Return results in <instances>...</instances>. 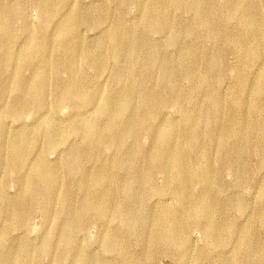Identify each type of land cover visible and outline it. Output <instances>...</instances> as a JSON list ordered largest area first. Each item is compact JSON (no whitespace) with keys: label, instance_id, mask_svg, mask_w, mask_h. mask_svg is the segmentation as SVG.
I'll use <instances>...</instances> for the list:
<instances>
[{"label":"bare ground","instance_id":"1","mask_svg":"<svg viewBox=\"0 0 264 264\" xmlns=\"http://www.w3.org/2000/svg\"><path fill=\"white\" fill-rule=\"evenodd\" d=\"M134 1L141 13L137 26H128L119 19L113 23V12L105 0L91 14L82 13L70 0H13L8 4L0 3V57L7 70V77L3 81L0 74V84L7 87L6 90L12 95L7 113L20 111L21 99L28 101L33 110L43 109L53 77L52 90L57 105L68 101L94 102V112L76 110L72 115L77 117H69L58 128L53 127L50 118L32 128L16 130H9L0 123V163L7 157V167L18 174L21 191L18 198L11 201L0 192V214L5 213L8 217L7 227L1 232V240L6 238L9 229L17 225L26 229L24 227L27 226L31 210L28 203L31 206H44L47 213L53 212L55 204H59L61 209L65 206V222L60 225L56 223L58 221L50 224L51 228L45 232L44 241L37 251H29L24 243H18L16 248L10 250L0 245V264H41V259L52 246V236L58 232L61 241L71 247L55 255L53 264H62L65 260L71 264H104L78 245L74 246L75 232L79 228L84 229L88 222L104 217L115 189L121 194L116 214L125 216L134 209L144 210L149 178L155 171L169 173L163 189L169 183H175V195L186 208L189 218H195L201 213L207 215L205 231L210 233L206 235L208 242L214 243L220 233L230 228L223 219V205L212 195L203 194L198 201L190 202L188 181L194 176L210 184L215 172V164L206 160L211 143H215L218 151L227 152V137L234 136L240 141H246L249 133L256 129V119L252 114L242 118L237 112H230L224 119L222 115L214 113V107L216 110L221 106L217 99L198 109L194 102L198 84L206 83L210 78H219L222 58L218 50L212 49L209 52L210 59L201 68V59L194 47L202 44L204 36L211 39L223 36L230 38L224 34L225 24L219 18L224 16L226 21L236 18L241 23V31H238L239 37L243 39L241 55L250 58L254 37H264V22L257 12L256 0ZM29 4L38 11L37 28L27 22ZM56 10L61 14L60 19L51 25V17ZM16 20L20 21L19 27L15 25ZM80 22H86L91 28L105 25L99 29L98 37L86 44L78 33ZM152 31L166 35L168 43L178 50L177 58L168 56L163 47L151 38ZM22 35V49L14 50L15 39ZM109 61H112V91L106 93L98 88L91 94L89 82L78 69L79 65L91 66L95 63L98 70L103 71ZM178 69L191 81V90L186 92L178 87ZM24 70L31 71V86L26 84ZM63 70L67 72V77L62 80L60 73ZM252 90L256 93L264 92V72L255 77ZM185 101H188V105L189 102L193 103L191 108L184 106ZM165 103L176 105L181 117L188 122L190 130L187 138H183V132L164 123L151 125L158 116V106ZM250 105L255 106L254 102ZM120 121L122 125L118 129ZM200 122H205L207 127L204 135L197 128ZM140 134L151 135L157 150L155 160L160 161L158 165L152 163L151 168L140 174L145 180L140 189L135 186L140 175L124 159L114 166L101 164L93 170H83L82 160L92 156L90 154L93 149L122 153L121 150L129 142L136 148L129 150L125 158H132L133 162L141 149ZM205 135L208 136L207 140L204 139ZM73 138H79V143L71 141ZM41 140L45 143V149H55L57 145L63 144L66 147L65 156L54 166L42 158L35 159L31 167L25 170L30 174L23 175V164ZM262 143L264 151V135ZM160 144L164 145L158 148ZM188 148L195 151L193 163L186 156L185 149ZM226 164H230L229 159ZM235 165L234 172L240 180L242 166L237 161ZM122 167L128 168L126 176L117 174V168ZM62 173L68 180L81 174L79 195L74 204H66V188L60 190L58 187V178ZM227 206L235 207L232 201H228ZM261 219L264 220V213ZM146 220L152 224L153 240L165 239V232L168 231L175 240L184 242V223L169 206L160 208L158 212L150 211L147 217L136 218L131 223L132 230L138 229ZM235 237L237 250L248 252L238 258L241 264L247 263L249 254L253 252L257 253L259 263L264 264V241L256 245L249 232L236 234ZM107 240H112V248L123 256L124 264H140L142 259L130 253L117 233L111 232Z\"/></svg>","mask_w":264,"mask_h":264},{"label":"rangeland","instance_id":"2","mask_svg":"<svg viewBox=\"0 0 264 264\" xmlns=\"http://www.w3.org/2000/svg\"><path fill=\"white\" fill-rule=\"evenodd\" d=\"M13 0H0V3L8 4ZM82 13L91 14L94 9L101 4L103 0H70ZM108 2L113 12L112 22L117 19L128 26H137L140 18V8L134 0H105ZM220 2V0H219ZM257 12L264 22V0H256ZM27 22L32 27L37 28L39 24V14L37 9L29 4L27 6ZM60 12L56 10L51 17V25H54L60 19ZM220 16V15H219ZM218 16V17H219ZM218 19V18H217ZM225 24V33L230 38L218 37L209 38L204 36L202 44L194 47L196 53L201 59V68L204 67L205 61L210 59L209 52L214 49L218 50L222 58V66L218 79L210 78L206 83L198 84L195 92V104L198 109L211 104L213 99L221 102V106L214 113L222 115L224 119L230 112H237L242 118L252 114L256 119V129L249 133L246 141H240L234 136H228L226 139L227 152L218 151L214 142L210 145V150L206 156V160L215 164V172L213 181L205 184L202 180L190 177L188 181V190L190 193V202L194 203L203 194L212 195L220 204L223 205V219L230 226L228 230L219 234L214 243L208 242L206 235L210 233L205 231L207 215L201 213L195 218H189L186 208L180 203L175 195V183H169L164 188V183L169 173L155 171L150 179L149 187L145 194L144 210L134 209L133 212L125 216L116 214L119 209L121 194L117 189L113 191L112 202L107 208L104 217L100 220L88 222L84 229H78L74 234V246L78 245L80 249L85 250L89 255L94 256L96 260L104 264H124L122 255L118 254L112 246H114L110 238V233H117L128 246L132 255L140 257V264H241L238 258L243 257L248 252L244 249L236 248L235 235L249 232L256 245L264 241V220L261 219L264 213V151L263 135H264V92L252 90V83L255 77L264 72V37L257 35L254 37L253 48L250 58H243V39L239 37L241 31V23L236 18L226 21L224 16L219 18ZM18 22V23H17ZM15 25L20 26V21L16 20ZM105 24L91 28L86 22L78 23V33L82 36L83 42L92 43L98 37L99 29ZM205 30V29H202ZM205 33V32H202ZM233 34V35H232ZM151 38L160 44L165 53L171 58H177L178 50L176 46L168 43V39L163 32L152 31ZM23 35L18 36L14 41V50L22 49ZM240 41V42H239ZM1 44V43H0ZM242 47V48H241ZM255 48V49H254ZM1 50V45H0ZM242 50V51H241ZM255 53V54H254ZM254 54V55H253ZM112 61H109L107 67L103 71H99L95 63L91 66L79 65L78 69L89 82V92L91 94L100 88L102 92L110 93L112 91ZM0 74L3 81L7 77V70L1 63L0 57ZM200 72V69L197 68ZM179 73L178 87L183 91L192 89V83L188 80L182 70ZM23 76L26 79L27 86H31V71L24 70ZM61 79L67 77L66 71H61ZM54 78L50 83L46 94V106L37 111L31 104L21 99L22 109L16 113L8 114L7 108L11 99V92L6 90L3 84H0V123L9 130L19 128H32L46 118H50L53 127H60L68 121L76 110L92 113L94 112V102L77 103L68 101L67 103L57 105L53 96ZM52 86V87H51ZM52 90V91H51ZM2 91V93H1ZM238 100H240L238 102ZM254 102L255 106L250 103ZM243 103V105H242ZM184 106L191 108L192 102L185 101ZM188 106V107H187ZM263 108H262V107ZM260 109V110H259ZM259 110V111H258ZM263 110V111H262ZM158 116L153 119L151 125L158 123L166 124L172 129L183 132V138H187L189 124L181 117L178 107L172 103H165L158 106ZM66 119V120H64ZM74 119V118H73ZM25 122L29 125L22 124ZM122 121L118 123V129L121 128ZM198 131L201 135L206 133L205 122L198 124ZM234 138V139H233ZM207 140L208 136L205 135ZM235 140V141H234ZM238 140V141H237ZM75 144H78L79 138H73ZM69 140V142H71ZM141 149L137 152L136 157L125 158V154L129 150H134L133 143L129 142L122 149V153L111 152L102 148H96L91 151L92 156L84 157L82 160L83 170H93L101 164H111L114 166L121 159L126 160L130 166L137 171L139 175L152 167V163L159 164L160 161L155 160L156 146L153 143L151 135L140 134ZM214 141V139L212 140ZM42 142V144H41ZM72 143V142H71ZM39 144V143H38ZM164 144H160V148ZM45 143L40 141L31 151L26 162L21 168V172L28 176L26 169L31 167L33 161L42 158L43 161L51 166L56 165L66 154V147L59 144L55 149H45ZM98 152V153H96ZM188 161L194 162L195 151L188 148L185 149ZM127 155V154H126ZM150 156L151 160L149 159ZM6 158L0 163V192L7 200H15L20 194V184L18 183V174L7 167ZM229 159L230 164H226ZM238 162L242 166L241 179L235 171V163ZM234 162V163H233ZM235 165V166H234ZM234 169V170H233ZM117 174L126 176L128 168L122 167L118 169ZM81 174L78 173L70 180L64 177V173L58 178L59 189L66 188L67 198L66 204H74L78 198V184ZM144 178L138 176L135 182L137 189L144 184ZM95 192L93 191V195ZM232 201L235 207H228L227 202ZM28 214L26 229L17 227L8 230L6 238L1 240V232L7 227L8 217L5 213L0 214V245L3 249L10 250L16 248V244L24 243L29 251H37L42 245L45 232L50 229L53 222L59 225L65 222L64 208H60L59 204H55L53 212L44 211V206L36 204L31 206ZM132 206V205H131ZM169 206L173 213L176 214L184 223L185 238L184 242L175 240L170 236L168 231L165 232V239L153 240L152 227L149 220H146L138 229L132 230L131 223L138 217H147L152 212H158L160 208ZM44 216H47L44 219ZM230 230V231H229ZM242 232V233H241ZM227 235H226V234ZM229 233V234H228ZM60 232L52 236V246L50 251L41 259V264H53L55 255L63 249L71 247V245L61 241ZM212 236V235H211ZM143 258H142V257ZM62 264H71L69 260H65ZM245 264H260L257 253H250ZM262 264V263H261Z\"/></svg>","mask_w":264,"mask_h":264}]
</instances>
